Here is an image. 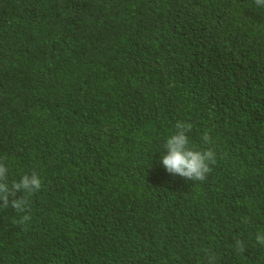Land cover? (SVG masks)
<instances>
[{"label":"trees","instance_id":"obj_1","mask_svg":"<svg viewBox=\"0 0 264 264\" xmlns=\"http://www.w3.org/2000/svg\"><path fill=\"white\" fill-rule=\"evenodd\" d=\"M177 121L204 181L160 163ZM0 160L42 180L28 222L0 209V264H264V9L0 0Z\"/></svg>","mask_w":264,"mask_h":264},{"label":"clouds","instance_id":"obj_2","mask_svg":"<svg viewBox=\"0 0 264 264\" xmlns=\"http://www.w3.org/2000/svg\"><path fill=\"white\" fill-rule=\"evenodd\" d=\"M256 8L264 9V0H253ZM175 131L166 138L163 149L166 154L162 156L160 163L164 169L173 176H180L194 182L204 181L207 174L212 171L211 165L216 163V152L212 147L196 149L190 146L189 133L192 131V124L184 121H177L174 125ZM205 145H211L212 140L207 132L201 136ZM8 168L0 160V209L11 207L17 213L23 214L21 222H28L31 217L28 215L30 208L29 197L40 191L42 188L41 177L35 172L25 173L19 181L8 182ZM23 195L17 198V193ZM11 197V199H10ZM256 242L264 246V233H257ZM235 248L238 252H244L243 241L236 240ZM207 264H215V257L208 255Z\"/></svg>","mask_w":264,"mask_h":264}]
</instances>
